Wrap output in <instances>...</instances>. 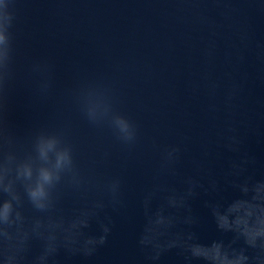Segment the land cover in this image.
Returning <instances> with one entry per match:
<instances>
[{"label": "water", "instance_id": "water-1", "mask_svg": "<svg viewBox=\"0 0 264 264\" xmlns=\"http://www.w3.org/2000/svg\"><path fill=\"white\" fill-rule=\"evenodd\" d=\"M15 7L21 68L46 60L54 77L47 100L22 79L12 114L17 151L29 149L38 129L63 130L83 172L100 182L116 175L124 182L126 207L114 215L108 245L90 260L61 256L60 264H144L137 246L142 196L158 183L155 209L189 175L208 191L191 201L195 224L185 223L186 211L172 212L175 231H195L205 242L228 239L203 202L234 197L232 185L244 176L264 179V0H16ZM84 84L106 90L114 108L138 125L134 150L122 148L107 126L84 119L71 94ZM229 127L243 138L240 153L224 147ZM170 144L182 148L177 174L156 180L159 150ZM244 153L255 163L237 175L230 162ZM79 203L67 194L64 214ZM24 211L33 215L27 206ZM161 264L181 260L169 252Z\"/></svg>", "mask_w": 264, "mask_h": 264}, {"label": "clouds", "instance_id": "clouds-1", "mask_svg": "<svg viewBox=\"0 0 264 264\" xmlns=\"http://www.w3.org/2000/svg\"><path fill=\"white\" fill-rule=\"evenodd\" d=\"M15 5L16 0H0V264H60L61 256L66 261H87L108 245L114 215L126 207L124 182L119 175L100 182L83 172L63 130L38 129L30 135L29 149L23 155L17 151L19 137L12 114L22 79L36 97L47 100L53 94L54 77L53 66L46 60H30L21 68ZM71 94L91 126H107L122 148L129 152L136 148L138 125L114 108L106 90L84 84ZM235 95L234 87L225 102L231 104ZM228 133L225 149L240 153L243 138L235 128L229 127ZM159 151L154 179L176 175L181 145H166ZM254 163L255 157L244 153L230 162V168L242 175ZM182 183L180 189H168L155 209L150 204L160 185L155 183L142 196L137 246L144 264H161L169 252H175L181 264H264V179L244 176L232 185L234 197L203 202L216 231L229 237L207 242L195 231H175L172 212L186 211L185 223L195 224L191 201L208 191L191 175ZM209 187L215 190L216 182ZM69 193L80 203L66 215L63 203ZM26 206L33 215H25Z\"/></svg>", "mask_w": 264, "mask_h": 264}]
</instances>
